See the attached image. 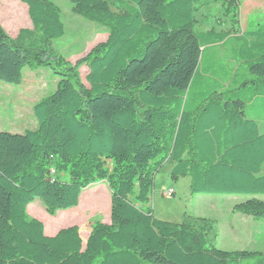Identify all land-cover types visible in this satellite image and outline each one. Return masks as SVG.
Masks as SVG:
<instances>
[{"label": "trees", "instance_id": "1", "mask_svg": "<svg viewBox=\"0 0 264 264\" xmlns=\"http://www.w3.org/2000/svg\"><path fill=\"white\" fill-rule=\"evenodd\" d=\"M20 1L33 27L11 37L0 25V80L21 84L26 67L58 80L33 107L37 129L0 132V264H264L263 252L219 249L204 227L159 220L148 206L165 164L191 178L194 194L264 195V128L251 110L264 107V23L232 39L196 30L199 8L221 2L237 21L241 0H113L117 11L71 0L109 30L72 63L53 46L66 34L60 7ZM220 42L232 43L235 71L206 53ZM100 181L111 221H94L85 245L77 225L49 236L28 214L35 197L50 214L75 207ZM237 208L264 217L262 198Z\"/></svg>", "mask_w": 264, "mask_h": 264}, {"label": "rangeland", "instance_id": "2", "mask_svg": "<svg viewBox=\"0 0 264 264\" xmlns=\"http://www.w3.org/2000/svg\"><path fill=\"white\" fill-rule=\"evenodd\" d=\"M53 2L61 9L66 29L63 37L53 40V46L65 59L75 63L94 46L107 39L108 28L74 13L71 0ZM109 2L112 9L117 11L113 0ZM195 19L197 31H225L237 35L245 30L247 25L255 27L264 23V0H241L237 21L226 14L221 2H212L207 7L199 8ZM0 25L11 37H16L21 28H32L27 5L20 0H0ZM231 46L232 43L220 42L208 46L206 53L214 54L219 63L235 71L236 64L232 59ZM80 72L83 81L88 85V67L83 65ZM57 80L58 76L49 67H26L21 84L0 80V132L25 133L37 129L38 120L33 107L56 89ZM171 170L172 164H165L155 176L154 190L148 206L153 208L157 219L204 227L209 243L222 250L264 253V217L254 218L237 208L250 198L264 199V195L194 194L190 190L191 178H174ZM262 173L264 174V166ZM63 178L68 180L66 175ZM101 182L85 188L77 206L58 209L55 214L48 213L43 201L35 197L28 205V214L44 223L46 233L77 225L85 240L94 221L108 223L111 220L110 191L107 193L102 190V184L106 188L108 185ZM170 189H174V195L165 196L164 193Z\"/></svg>", "mask_w": 264, "mask_h": 264}, {"label": "crops", "instance_id": "3", "mask_svg": "<svg viewBox=\"0 0 264 264\" xmlns=\"http://www.w3.org/2000/svg\"><path fill=\"white\" fill-rule=\"evenodd\" d=\"M204 8V7H203ZM240 34V33H239ZM239 34H237V35H239ZM237 35H231L230 34V36H229V39H232V38H234L235 36H237ZM255 103H256V101L255 102H253V105L251 106V110H256V113H255V118L259 121V124H260V128L262 129V128H264L263 127V124H264V119H262V115L264 114V107L262 106L261 107V105H255ZM101 183H106L105 181H102ZM101 189L102 190H104V191H106L107 193H108V191H109V188H106V186H104V184H102V186H101ZM140 207H145V205H140ZM28 209H30V208H28ZM29 212H31L30 210H29ZM38 219V218H37ZM111 221V220H110ZM109 221V222H110ZM108 222V223H109ZM60 229L58 228V229H55L54 231L53 230H51V231H47V233H46V230H45V233L47 234V235H49V236H53V235H55L58 231H59ZM90 231H91V227L89 228V231H88V234H87V236H86V238H85V240L83 239V243H84V245L86 244V241H87V238H88V235H89V233H90Z\"/></svg>", "mask_w": 264, "mask_h": 264}, {"label": "built area", "instance_id": "4", "mask_svg": "<svg viewBox=\"0 0 264 264\" xmlns=\"http://www.w3.org/2000/svg\"><path fill=\"white\" fill-rule=\"evenodd\" d=\"M174 193H175L174 189H170L169 191L165 192L164 195L165 196H172V195H174Z\"/></svg>", "mask_w": 264, "mask_h": 264}]
</instances>
